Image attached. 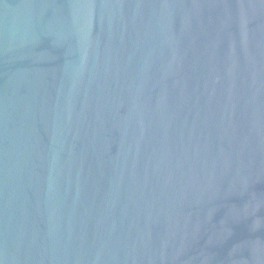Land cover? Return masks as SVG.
<instances>
[{
    "label": "water",
    "instance_id": "obj_1",
    "mask_svg": "<svg viewBox=\"0 0 264 264\" xmlns=\"http://www.w3.org/2000/svg\"><path fill=\"white\" fill-rule=\"evenodd\" d=\"M0 264H264V0H0Z\"/></svg>",
    "mask_w": 264,
    "mask_h": 264
}]
</instances>
